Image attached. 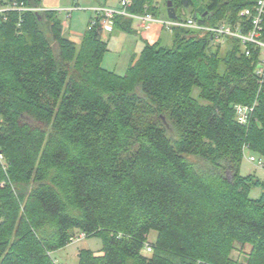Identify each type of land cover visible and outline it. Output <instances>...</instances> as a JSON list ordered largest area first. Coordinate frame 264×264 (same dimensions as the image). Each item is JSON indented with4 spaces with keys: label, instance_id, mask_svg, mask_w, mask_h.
<instances>
[{
    "label": "trees",
    "instance_id": "obj_1",
    "mask_svg": "<svg viewBox=\"0 0 264 264\" xmlns=\"http://www.w3.org/2000/svg\"><path fill=\"white\" fill-rule=\"evenodd\" d=\"M198 2L206 17L191 0H174L178 18L191 9L206 25L236 26L255 4ZM128 12L162 10L131 0ZM21 18L18 27L10 13L0 27V151L9 163L7 172L0 165V264H58L53 254L75 230L102 240L101 255L81 251L78 264H238L236 243L252 245L246 264H264V180L240 172L245 147L264 159L258 50L247 56L227 38L222 54L211 34L176 28L172 46L146 43L119 76L102 68L100 21L78 44L56 12ZM133 22L114 18L112 33L132 34ZM256 99L254 121L242 127L234 105Z\"/></svg>",
    "mask_w": 264,
    "mask_h": 264
},
{
    "label": "rangeland",
    "instance_id": "obj_2",
    "mask_svg": "<svg viewBox=\"0 0 264 264\" xmlns=\"http://www.w3.org/2000/svg\"><path fill=\"white\" fill-rule=\"evenodd\" d=\"M155 2L162 10V13L158 16V18L168 19L167 9H163L165 0H155ZM39 4L40 7L36 8L41 10L43 13L45 11L56 12L64 27V37L79 44L83 36L88 31L91 18H93L91 12L89 11V8L99 5L119 7L120 0H80L79 2H75L74 0H40ZM78 5L81 7V10L73 12V14L71 15L72 17H68L67 10L72 9L73 7H76ZM191 11V9L187 10V16L185 18L191 16ZM92 14L94 15L93 12ZM133 24L132 28L134 27ZM141 31L143 33V30ZM135 32L136 31L134 29V32L132 34L125 32H117L115 34L109 32L103 34V39L107 42V51L102 60V68L106 69L107 71L114 72L119 76H124L127 73L132 59L138 58L146 45V42L140 36L136 35ZM162 39L164 45L172 46L173 33L164 31ZM217 45H221L222 54H224L229 48L228 45H226L225 41L220 43L216 42L213 47H217ZM197 94L198 91L196 90L194 92V96L197 97ZM170 136L175 137V133L172 132ZM250 155L255 154H252L250 150H246L245 153L242 154V162L240 166L241 175L247 176L250 174H255L260 179L264 180V169H260L255 165L250 164L247 160V157ZM255 156L256 158H259V156ZM188 160L195 164V166H197V168L199 169H202L204 171L208 169L209 165L207 164V162L197 156L188 157ZM261 194L262 189L256 188L252 190L250 197L252 199H257ZM78 233L79 231L75 230L73 232V235ZM156 238L157 234L151 233L146 239V244H151L154 247ZM143 249L144 247L141 250V255L147 258L151 257V255H146L143 252ZM84 250H89L93 253H96V255L98 256L101 255L102 240L99 237L84 239L76 244L68 245L64 249L55 252L53 254V257L60 264H78V260L80 257L79 253ZM251 252L252 245L246 244L245 246H241L240 244L236 243L230 257L238 264H246Z\"/></svg>",
    "mask_w": 264,
    "mask_h": 264
},
{
    "label": "built area",
    "instance_id": "obj_3",
    "mask_svg": "<svg viewBox=\"0 0 264 264\" xmlns=\"http://www.w3.org/2000/svg\"><path fill=\"white\" fill-rule=\"evenodd\" d=\"M78 1V0H74ZM119 7L108 6H96L90 8V11L94 13L91 20L89 29L95 27L96 23L100 21L103 33H109L113 31V19L116 17H125L132 19L134 22L140 24V30L149 33L155 26L160 27L163 31L173 32L174 29H188L193 31H202L209 33L214 37L215 41L223 42L227 38L236 39L241 42L242 50L250 56L252 50H258L259 61L256 66L255 76L259 85V92L264 88V40L262 39L263 22H264V0H255L253 8H246L241 11L239 17L241 22L233 26L226 21L216 25H206L200 21V19L190 16L183 19H160L151 15L137 16L128 12V8L131 6V0H120ZM80 10V7L76 6L67 10L68 17H71L73 12ZM28 12H42L41 10L29 7L21 0H0V27L6 23L9 19L10 13H18L20 21L18 27L22 24V15ZM247 29V30H246ZM246 30V32H245ZM252 48V50L250 49ZM258 104V100L251 105L236 104L234 105L235 119L239 125L248 128L254 121V114ZM248 150L247 147L244 149ZM250 164L255 165L260 169H264V159L255 155L247 157ZM0 165L4 172H7L9 163L6 160L5 155L0 151ZM84 239H87V234L79 232L70 238V244H76ZM143 252L146 255H151L154 252V247L151 244H145ZM57 262V261H56ZM58 263V262H57ZM60 264V263H58Z\"/></svg>",
    "mask_w": 264,
    "mask_h": 264
},
{
    "label": "crops",
    "instance_id": "obj_4",
    "mask_svg": "<svg viewBox=\"0 0 264 264\" xmlns=\"http://www.w3.org/2000/svg\"><path fill=\"white\" fill-rule=\"evenodd\" d=\"M79 1L80 0L75 1V2H79ZM78 7H80V6L78 5ZM90 8H93V7H90ZM90 8H89V11H90ZM80 10H81V7H80ZM91 15L93 16L92 12H91ZM91 20H92V18H91ZM133 26H134L133 28L136 31L135 32L136 35L140 36L146 43L154 44L155 42H157L158 40H160L162 38V36H163V32L164 31L161 30L160 27H158V26L153 27L152 30H151V32H149V33H145V32L142 33V31L140 30V27H138V26H140L139 23L134 22Z\"/></svg>",
    "mask_w": 264,
    "mask_h": 264
},
{
    "label": "water",
    "instance_id": "obj_5",
    "mask_svg": "<svg viewBox=\"0 0 264 264\" xmlns=\"http://www.w3.org/2000/svg\"><path fill=\"white\" fill-rule=\"evenodd\" d=\"M174 0H167V16L169 19L176 20L178 19L177 12L174 8ZM193 3V6L197 11L202 15V17H206L208 15V12L204 9V7L200 6V3L198 0H191ZM36 16L38 17V21L41 22V12H36Z\"/></svg>",
    "mask_w": 264,
    "mask_h": 264
}]
</instances>
